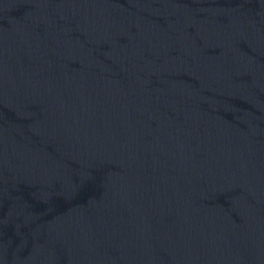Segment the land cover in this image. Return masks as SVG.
I'll list each match as a JSON object with an SVG mask.
<instances>
[{
    "label": "water",
    "instance_id": "obj_1",
    "mask_svg": "<svg viewBox=\"0 0 264 264\" xmlns=\"http://www.w3.org/2000/svg\"><path fill=\"white\" fill-rule=\"evenodd\" d=\"M0 264H264V0H0Z\"/></svg>",
    "mask_w": 264,
    "mask_h": 264
}]
</instances>
